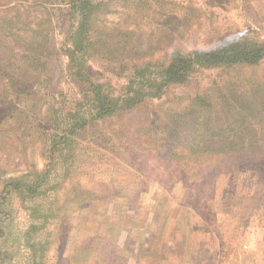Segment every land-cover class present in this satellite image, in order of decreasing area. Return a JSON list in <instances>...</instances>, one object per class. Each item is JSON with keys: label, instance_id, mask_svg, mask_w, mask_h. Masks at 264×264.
<instances>
[{"label": "rangeland", "instance_id": "rangeland-1", "mask_svg": "<svg viewBox=\"0 0 264 264\" xmlns=\"http://www.w3.org/2000/svg\"><path fill=\"white\" fill-rule=\"evenodd\" d=\"M163 1L164 7L153 5L155 12L146 19L126 14L122 22L115 13L108 15L109 23L158 31L156 10L163 9L180 30L172 42L163 41L168 49L209 48L237 34L264 39V0ZM68 20L71 11L65 9L53 42L63 40L60 31ZM58 56L47 82L28 95L3 94L0 101L1 264H34V255L44 264H264V127L250 136L263 146L255 152L203 156L201 165L177 167L163 157L167 146L161 153L150 151L153 137L148 128L144 133L146 126L130 129L123 138L112 131L116 125L97 121L77 137L68 165L60 159L54 136L80 110L83 92L68 73L67 56ZM99 64L90 62V74L111 79ZM199 69L191 82L172 86L163 97L171 91L211 90L215 101L223 95L217 88L232 94L236 85H224L230 75L242 94L233 103L247 109L260 102L246 69L232 67L229 74ZM118 76L110 81L115 93L127 83L126 76ZM136 111L123 115L125 120L141 115L147 122L149 113L147 118L144 110ZM45 169L50 172L46 187L55 189L36 198L8 189L9 177Z\"/></svg>", "mask_w": 264, "mask_h": 264}, {"label": "trees", "instance_id": "trees-1", "mask_svg": "<svg viewBox=\"0 0 264 264\" xmlns=\"http://www.w3.org/2000/svg\"><path fill=\"white\" fill-rule=\"evenodd\" d=\"M162 2L0 0V101H4L3 94H7L6 98L28 95L39 84L47 82L48 74L53 70V59L56 56L55 61L59 62L58 55L64 54L68 58V73L83 92V101L77 106L80 110L71 113L74 115L72 121L63 124V129L57 128L62 134L54 136L56 150L62 152L60 159L68 165L73 164L71 159L75 154L77 137L97 121L104 126L116 125L112 131L123 138L130 129L143 130L146 126L144 133L148 128L150 137H153L149 140L150 151L161 153L167 146L162 155L164 158L167 156L169 162H175L177 167H191L194 163L201 165L203 156L213 159L231 151L240 155L246 149L255 152L257 147H263L261 143L264 140L260 143V138L257 140L250 136L264 127V39L237 34L221 37L216 45L209 48L184 50L185 47L178 45L168 49L167 45H162L163 41L172 42L180 30L176 22L170 24L163 9L156 10L158 31L109 23L108 15L115 13H120L122 22L126 14L129 19L139 16L146 19L155 12L153 5L164 7ZM65 9L71 11V20L61 28L64 37L57 44L53 42L57 20ZM91 61L99 62L112 73V77H120L119 72L126 76L127 83L121 85L119 93L111 87L112 77L103 80L101 76L90 74ZM232 67L246 69L245 72L251 74L247 78L253 79V93L260 97L255 107L246 109L233 103L234 99L240 100L242 94L230 75L226 76L228 79L224 85H236L232 94L227 95L217 88V92L223 95H217L215 101L208 95L211 90L193 95H177L175 92L174 95L171 91L163 97L172 86L191 82L199 68L229 74ZM217 85L215 82L212 87L215 89ZM259 97L256 98L259 100ZM153 99H159V102H153ZM149 104L155 107L156 113L151 111ZM136 109V112L144 110L142 115L145 117L149 113L147 122L141 115L137 119L125 120L127 117L123 115L130 116ZM55 118L58 122L59 116ZM49 175V169H45L9 177L11 181L7 187L10 191L15 189L36 198L55 189V186L46 187ZM33 228L37 226L33 225ZM27 235L30 239L31 233ZM34 264L44 263L34 255Z\"/></svg>", "mask_w": 264, "mask_h": 264}]
</instances>
